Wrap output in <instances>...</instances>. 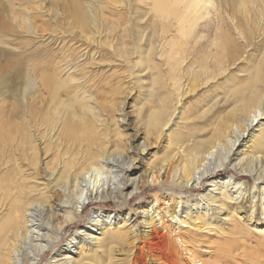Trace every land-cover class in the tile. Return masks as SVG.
Listing matches in <instances>:
<instances>
[{"label": "bare ground", "instance_id": "bare-ground-1", "mask_svg": "<svg viewBox=\"0 0 264 264\" xmlns=\"http://www.w3.org/2000/svg\"><path fill=\"white\" fill-rule=\"evenodd\" d=\"M68 2L69 4L66 5H69L68 11L72 12L74 18L84 28L83 25L88 22L87 18H90V15L87 14L88 11L90 12V8L82 6L77 0H68ZM227 2L242 16L248 12L247 7L258 10L260 16L264 17V0L173 1L177 6L181 5L180 3H186L185 7L194 13L193 20L190 23V31H178L187 35V38H183L177 48L176 46L175 49L166 50L163 48L160 52V56L163 58L162 62L170 67L168 72L170 82L164 80L166 93L157 94V105L149 107L145 114L144 137L140 142L134 131L128 135L127 132L125 134L123 131L115 129L114 148H111L110 152L107 147L109 141L107 135L103 134L102 126H105L107 121L114 125L117 120L125 122L128 111L129 113L136 112L132 111L134 104H129L123 98L118 99L114 103L119 115L114 116L107 111L106 104L100 105L102 102L96 101V93L88 91L87 85L80 82L82 77L73 78L71 74L72 71L75 72L74 68L65 70L66 67L53 61L52 55L48 56V75L40 74L39 77L43 81L42 84L45 82L48 84V86L43 85L42 90L40 84L31 78L29 84L20 92V96L16 97L5 91L1 84L0 99L4 101V97L10 96L13 98L14 108L22 106V108H26V113L30 108L28 105L38 100L41 101L44 98V88H48V143L42 136L40 138L36 135L34 140L28 132L22 133L20 136L21 129V131L13 129V127L5 129V126L11 125L16 128L17 124H15V118L4 117L3 103L0 101V264H39L46 252L55 249L62 240L64 229L69 224L80 220L82 212L88 204L111 199L117 203L116 206H127L131 196L142 191L148 185V178L153 186L159 185L161 188L172 190L173 195L179 194L177 191L187 190V188L182 189L168 185L166 168L168 163L174 159L184 162L183 185L181 184V186L189 185L193 188L203 181L206 183L209 181L213 189H207L206 193L200 194L197 200L186 199V197L182 199L178 195L179 197L173 205L170 206L167 201L166 206L161 208L163 211L161 215L155 213L158 211V207L151 204L149 200L145 203L148 207L142 212H137L139 206L112 214L96 209L91 212L88 224L70 233L65 243L55 250L44 264H80L83 260H87L84 249L92 246L102 247V242L106 243L105 247L108 246L105 250L108 259L116 245L119 247V245L125 244V250L128 253L125 257L126 264H138L140 257H150L152 261L161 260L164 264H187L188 261H184L181 252L178 256H176L178 252H175V259L165 258L163 260L164 258L162 259L156 252H153L154 250H151L149 245L161 241L164 234L168 232L172 238L176 236L180 239L182 247L180 249L188 252L189 258L192 260L196 255L195 253L193 255L192 248H189L194 245L192 239L185 240L169 229L167 232H162L166 227L164 217L168 215L172 220L178 218V224L191 225L197 231H204V235L207 237L208 232L217 228L213 217L216 207H213L210 201H213V198L218 194L221 196L219 198L221 201L233 200L234 203H228L229 207L226 209L233 208L237 212H243L247 206L245 203L248 202L250 208H247L251 209L250 215H252L257 203L259 214L262 215L261 220H264V124L259 122L261 118L258 117L260 112L264 115V90H260V88L264 89V58L249 73L250 83L233 85V80H231V85L227 88L231 94H234V98H238V101L235 98V103L232 101L234 104L230 109L232 113L229 111L230 114L237 117V123L234 124L235 129L228 134V141L226 140L228 145L227 143L214 147L199 145L201 148L196 149L183 147V143H181L173 148L159 164L148 166L140 173L137 172V163L135 162L138 157L143 159L145 156L143 154L147 150L146 139L148 137L153 135L156 138L163 128L168 129L171 124H176L174 118L181 120L177 109L182 97L193 92L199 86H206L211 82L216 83L220 76L227 75L230 72V67L237 64L240 57L239 47L232 39L230 31L222 30L226 17L234 23V17L226 13L228 12L226 11ZM206 4L211 5L210 8L215 10L219 18L217 22L209 16ZM166 9L164 0H158L154 6V10L162 15ZM177 16L183 19L181 14ZM29 27L31 28V25ZM59 32L73 33V31ZM110 32L105 33L104 39H102L103 32L100 31H80L79 34H84V37L91 39L97 45L104 43L110 46L111 42L107 40ZM162 32L165 33V31ZM234 32L239 39L243 38L242 31L236 29ZM142 37L143 32H140L137 45L140 44ZM53 39L56 40L57 36ZM151 40L149 39V45L143 52L141 47H136V57L133 62L129 61V50L124 43H121L120 47L113 44L120 53V57L128 63L126 67L134 71L132 74L137 84L143 80L139 75H147L148 78H151L150 87H148L149 94L145 99L147 102H150L156 91L155 84L158 80V74L155 73L156 64L152 59L156 46ZM87 52L85 51L84 54ZM126 71L130 76V70ZM175 71L179 72V75H171ZM67 81L73 83L75 87L68 89ZM261 83L262 87L259 86ZM62 89H65L70 95L78 94L80 89L82 97H62L63 95L59 94L64 91ZM125 106L128 111H125ZM105 110L107 114H105ZM14 113L15 110L13 115ZM140 117L141 113L137 111L132 120L137 121ZM22 119L24 120V118ZM233 123H235L234 120ZM257 123L258 126L255 127ZM177 125L179 126L178 123ZM106 127L107 125L104 133L108 131ZM123 128L128 129L127 124ZM256 129L259 132L254 134ZM225 134H227L226 130ZM122 140L125 141V146L121 144ZM134 142L136 143L134 144ZM47 153L48 160L44 161ZM219 170H224L225 173L219 176L217 175ZM235 173L248 175L249 179L235 176ZM39 174H43L40 175L41 178ZM153 197L155 198L154 202L157 203L156 195L154 194ZM178 204L182 206L181 210H175V206ZM232 220L234 218L227 215V221ZM238 225L239 228L236 230L244 234L245 229L240 224ZM146 226L149 228L148 230ZM218 252L223 253L219 250ZM139 253L143 256H140ZM214 255L210 260L208 258L197 259L196 255L195 263L200 261L199 264H218L221 260L224 262L229 260L226 258L227 253H218L215 257ZM248 263L258 264L253 261ZM105 264L110 263L106 261Z\"/></svg>", "mask_w": 264, "mask_h": 264}, {"label": "rangeland", "instance_id": "rangeland-1", "mask_svg": "<svg viewBox=\"0 0 264 264\" xmlns=\"http://www.w3.org/2000/svg\"><path fill=\"white\" fill-rule=\"evenodd\" d=\"M64 1L65 0H0V87L3 85L5 91L19 97L20 92L29 84V80L32 78L33 81L36 80V82L40 84L42 90V86H48V84L46 82V84H42L43 81L40 80L39 77L40 74L48 75V56L51 57L52 55L51 58L53 61H57L60 66L66 67L65 70H72L74 68L75 72L72 71L73 73L71 74L73 78L79 79L82 77L80 82H82L83 85H87L88 91H93L92 93L95 92L96 101L99 103L102 102L100 105L103 103L106 104L107 111L111 112L114 116L119 115L114 103L118 99L123 98L126 99V102H129V104H134L132 111L136 112L129 113L125 106V111H128L125 116V122L117 120V123L114 125L110 121H107L106 129H108V131H106V133H104L106 125L103 124L105 126H102V131L103 134L107 135V140L109 141L107 142V147L110 152L114 148L115 129L123 131L125 134L126 132L130 134L134 131L137 138H139V142L142 141L144 137L143 120L146 116L145 114H147L149 107L157 105V94L166 93L164 80L168 83L170 82V76L168 74L170 67L162 62L163 58L160 56V52L163 48L166 50L170 48L175 49V46L177 48L183 38H187V35L185 36L184 33H179L178 31H190V23L193 20L194 13L185 7L186 3H180L181 5L177 6L173 3L174 0H164L167 9L163 15L154 10V6L158 0H77L82 6H88L87 8H90V12L88 11L87 13L90 15V18H87L88 22L86 25H83V28L77 19L74 18L72 12L68 11L67 7L69 5L66 6L69 4L68 0H66V2ZM62 3H65L64 5L66 7ZM206 6L207 11H209V16L217 22L219 18L215 10L210 8L211 5L209 4H206ZM229 6V2H227L226 11L228 12L226 13L234 17V23L226 17L222 30L230 31L232 39L239 47L240 57L237 64L230 67V72L227 75L220 76L216 83L211 82L206 86H199L193 92H189L186 96L182 97L177 109L178 114L181 116V120H179V118H174L176 124H171L168 129L163 128L158 137L155 138L151 135L146 139L147 150L143 154V156H145L143 159L138 157V159L135 160L138 173L144 171L148 166L159 164L173 148L181 143H183V147H194L196 149L201 148L203 145L208 147L226 143L228 145V134L235 129L236 126H234V124L236 125L237 123V117L230 114V112L232 113L230 109L233 108V102L235 103L238 101V98L235 97L237 99L235 101L234 94H231L227 88L231 85V80H233V85L250 83L251 79L248 77L249 73L252 72L254 67L264 58V17L262 18L260 16L258 10L247 7L246 9L249 13L246 12L247 14L245 13V15L243 14L242 16V14L240 15L239 12L237 13L235 9ZM258 8L261 7L258 6ZM68 13H71L73 16ZM180 14L183 19L177 16ZM29 25H31V28ZM236 29L243 32V38L239 39L236 36L234 32ZM59 31H73V33H62ZM80 31L103 32L102 39L105 38V33L107 31H111L107 39L111 42V45L108 46L104 43L97 45L93 43L91 39H87L86 36L84 37V34H79ZM162 31H165V33ZM212 31L215 30L212 29ZM140 32H143V37L140 44L137 45L136 42ZM55 36H57L56 40L53 39ZM149 39H152L153 44L156 46L152 59L156 64L155 73L158 74V80L155 84L156 91L153 93L150 102H147L145 99L149 94L148 87H150L151 78H148L147 75H139L143 80L137 84L132 74L134 71L126 67L128 63L120 57V53L114 48L113 44L120 47L122 45L121 43H124L129 50V61L133 62L136 57V47H141L143 52L149 45ZM85 51H88L87 54H84ZM170 63H172V61H170ZM128 69L130 70V76H128V71H126ZM176 74L179 75V72L175 71L174 74L171 73V75ZM139 85L141 86L139 87ZM259 86L262 87L263 84L261 83ZM66 87L68 89H73L75 85L67 81ZM47 89L48 88H44V98L41 101L38 100L28 105V108H30L27 110V113L26 108H22V106L14 108L12 105L13 98L10 96H7V98L2 97L4 101H2V99H0V101L3 103L2 113L4 117L9 118L11 116V119L15 118L14 121L16 122L15 124H17V126L15 125L16 128L14 125H11L5 126V129L13 127V129L16 130L19 129L18 131L22 130L20 136L22 133L26 134L28 132L34 140L37 136L40 138L44 137L43 139L48 143ZM18 90L20 91L18 92ZM62 90L65 91V89ZM260 90L262 91L264 89L260 88ZM64 91L59 92L61 96L63 95L62 97H82L80 89L78 94L74 91L76 95H70L65 91L67 93L66 95ZM85 99L87 98L85 97ZM14 110L15 113L13 115ZM137 111L141 113V117L137 121L132 120V118L136 116ZM105 114H107V112ZM260 115L258 116L261 118L259 122L263 125L264 115H262L261 112ZM22 118H24V120ZM233 120L235 123H233ZM126 124L128 129L123 128ZM257 126L258 123L255 127ZM132 128H135V130H132ZM225 130L227 134H225ZM257 132L259 131L256 129L254 134H257ZM124 143L125 141L122 140L121 144ZM135 143L136 142H134V144ZM45 160H48V153L44 161ZM183 167L184 162H182V160L178 159L175 161L174 159L168 163L166 168L169 186H177L182 189L187 188V190L184 191H177L179 194H174L175 196L172 190L161 188L159 185L153 186L148 178V185H146L142 191L131 196L130 203L127 206H116L117 203L111 199L88 204L83 210L80 220L69 224L64 229L62 240L55 249L46 252L39 264H44L45 261L49 260L51 254L65 243L70 233L88 224L91 212L96 209L104 210L106 213L112 214L117 211H126L127 208L130 207L139 206L137 212H142L148 207L145 203L149 200L151 204L158 207V211L155 213L161 215L163 214L161 208L166 206L167 201H169L168 204H170V206L173 205L174 201L179 197L178 195H180L182 199L186 197V199L197 200L200 194L206 193L207 189H213L209 181L208 183L203 181L200 185L193 188L189 185L187 187L181 186V184L183 185ZM39 173L41 172L39 171ZM224 173V170H219L217 175L220 176ZM40 175L43 174H39L41 178ZM235 176L243 177V179L247 180L249 179L248 175L241 173H235ZM154 194L157 197V203L154 202ZM220 197L221 196L218 194L213 198V201H210V204L216 207V210L213 211V217L217 228L208 232L207 237L204 235V231H197L191 225L186 223L178 224V218L172 220L168 215L164 217L166 227L162 232H167L169 229L172 233L182 236L185 240L189 238L192 239L194 245L188 246L193 250L191 253L197 255H194L192 260L189 258L188 252L180 249L182 248L180 239L176 236V238H172L168 232L164 234L161 241L159 240L157 243L150 244V249L154 250L153 252H156L162 259L164 258L163 260H165V258L175 259V257L179 255V252H181L184 261H188L187 264H199L200 261L195 263L196 258H208V260H210L211 258L213 259L214 254L217 255L218 253H227L228 255L226 258H229L227 262H224V260L219 261L220 264H249V261L264 264V220H261L262 215L259 214L260 210L258 209V204L256 203L255 205V212L250 215L251 209L247 208L249 207L248 202L245 203V206H247L243 212H237L236 209L234 210L233 208L226 209L229 207V205H227L228 203H234L233 200L221 201V199H219ZM226 205L227 207H225ZM245 206L242 207L244 208ZM181 207L182 206L178 204L175 206V210H181ZM227 215H231L234 220L227 221ZM238 224L245 229L244 234L236 230L239 228ZM157 226H159V224H157ZM146 229L148 230L149 228L146 226ZM105 244V242H102L101 245L103 246L98 248L95 246L91 248L86 247V249H84V255L87 260H83L80 264H105L106 261L110 264H126L125 257L128 253L125 250V244H121L122 246L119 245V247L116 245L117 248L115 247L112 249V255H110L109 259L107 258V251H105L108 246L105 247ZM218 250L223 253L218 252ZM175 252H178L176 256ZM139 255L143 256L140 253ZM138 264L164 263H162L161 260L152 261L150 257H140V259H138Z\"/></svg>", "mask_w": 264, "mask_h": 264}]
</instances>
